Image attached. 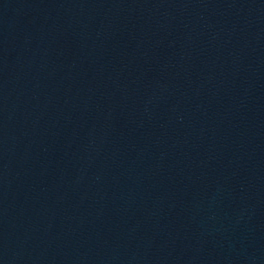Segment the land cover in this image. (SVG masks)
<instances>
[{"label":"water","instance_id":"1","mask_svg":"<svg viewBox=\"0 0 264 264\" xmlns=\"http://www.w3.org/2000/svg\"><path fill=\"white\" fill-rule=\"evenodd\" d=\"M0 264H264V0H0Z\"/></svg>","mask_w":264,"mask_h":264}]
</instances>
